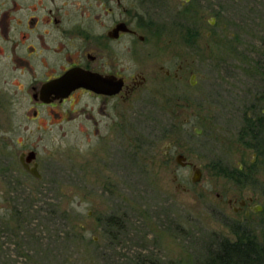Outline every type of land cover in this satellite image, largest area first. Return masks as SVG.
Wrapping results in <instances>:
<instances>
[{
  "label": "rangeland",
  "instance_id": "obj_1",
  "mask_svg": "<svg viewBox=\"0 0 264 264\" xmlns=\"http://www.w3.org/2000/svg\"><path fill=\"white\" fill-rule=\"evenodd\" d=\"M158 14L175 23L177 63L196 73L177 83L173 118L161 95L103 120L98 135L79 131L92 129L84 120L37 128L0 80V264H206L242 227L264 242L263 159L243 179L252 153L239 133L261 88L264 0H171ZM22 150L35 151L40 179ZM248 198L261 211L233 210Z\"/></svg>",
  "mask_w": 264,
  "mask_h": 264
},
{
  "label": "flooded vegetation",
  "instance_id": "obj_2",
  "mask_svg": "<svg viewBox=\"0 0 264 264\" xmlns=\"http://www.w3.org/2000/svg\"><path fill=\"white\" fill-rule=\"evenodd\" d=\"M191 1L182 0V5ZM167 2L171 0H0V80L14 103L27 105L25 116L36 121L37 128L84 120L92 129L81 126L79 131L98 135L103 120L114 115L122 121L127 110L134 114L138 105L158 103L161 95L173 118L177 83L188 76L194 85L196 73L177 63L170 14L163 16L169 21L160 24L158 10ZM187 31L185 44L190 47L199 32ZM261 71V88L241 113L239 133L252 153L243 179L257 173L256 156L264 165V68ZM135 103L134 108L127 106ZM29 151L34 150L20 153ZM182 162L183 167L193 166L186 157ZM244 168L239 165V170ZM252 201L240 199L233 210L245 208V216L261 211H255L259 205H248Z\"/></svg>",
  "mask_w": 264,
  "mask_h": 264
},
{
  "label": "trees",
  "instance_id": "obj_3",
  "mask_svg": "<svg viewBox=\"0 0 264 264\" xmlns=\"http://www.w3.org/2000/svg\"><path fill=\"white\" fill-rule=\"evenodd\" d=\"M232 174L237 179L240 172L233 170ZM105 224L107 227L108 217ZM235 233L233 241L223 239L219 242L206 264H264V242L259 241L247 227H242Z\"/></svg>",
  "mask_w": 264,
  "mask_h": 264
},
{
  "label": "water",
  "instance_id": "obj_4",
  "mask_svg": "<svg viewBox=\"0 0 264 264\" xmlns=\"http://www.w3.org/2000/svg\"><path fill=\"white\" fill-rule=\"evenodd\" d=\"M196 134H200L201 131L198 129H195ZM36 157L35 151H29L28 153H20L18 155V161L20 162L22 168L28 172L32 177H34L35 179H40L41 178V174L39 173L38 169H37V162L33 161ZM183 160H185V157L178 154L176 155V162L178 164H180L181 166H184L185 163L182 162ZM27 163H26V162ZM32 162V165L29 166L28 163ZM201 176V172L198 166L193 165L192 166V176H191V182L195 183L197 181H199ZM261 208L258 207L255 211L260 210Z\"/></svg>",
  "mask_w": 264,
  "mask_h": 264
}]
</instances>
